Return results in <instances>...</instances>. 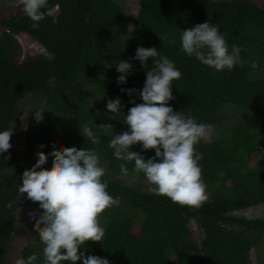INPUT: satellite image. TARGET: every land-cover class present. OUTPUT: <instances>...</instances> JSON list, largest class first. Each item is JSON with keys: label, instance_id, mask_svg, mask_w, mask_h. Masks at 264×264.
Here are the masks:
<instances>
[{"label": "trees", "instance_id": "obj_1", "mask_svg": "<svg viewBox=\"0 0 264 264\" xmlns=\"http://www.w3.org/2000/svg\"><path fill=\"white\" fill-rule=\"evenodd\" d=\"M125 19L120 0H48L36 28L17 0L6 9L0 7V129L12 126L22 108L20 100L28 94L43 104L33 111L47 109L49 114L45 122L35 121L31 114L23 149L15 146L13 130L11 147L0 153V264H8L21 204L38 205L24 194L15 203L20 174L30 167L37 144L44 145L46 155L53 145L58 151L69 146L94 148L105 167L103 178L115 203L101 212L109 218L103 238L89 239L78 248L85 256L105 257L110 264H252L255 248L258 264H264V214L243 217L234 212L264 204V75L250 78L264 69V0H140L129 33ZM205 20L219 26L229 47H241L239 65L214 71L180 50V31ZM21 34L40 42L50 56L23 57ZM137 46H155L174 61L181 77L172 81L174 99L168 103L209 126L207 138L194 146L201 153L198 163L208 197L199 207L153 194L143 174L132 171L131 162L127 167L133 182L117 180L122 161L112 156L107 141L127 129L123 113L131 102H141L138 91L152 66V58L144 65L132 59ZM253 59L256 68L250 67ZM116 60L132 64L126 83L116 82ZM121 88L137 91L129 95ZM92 90L104 104L119 97L123 113L111 114L106 107L96 110L89 102ZM228 107L239 113L232 115L229 131L215 137L213 128L224 125ZM79 124L95 129L99 142L92 144L81 135ZM99 124L112 128L104 134ZM131 147L146 158L153 155L139 142ZM46 165L52 168L50 157ZM9 201L12 207H5ZM191 222L201 229L198 238ZM41 249L36 235L22 247L21 256L40 254Z\"/></svg>", "mask_w": 264, "mask_h": 264}, {"label": "clouds", "instance_id": "obj_2", "mask_svg": "<svg viewBox=\"0 0 264 264\" xmlns=\"http://www.w3.org/2000/svg\"><path fill=\"white\" fill-rule=\"evenodd\" d=\"M17 3L33 22L31 27L36 28L45 15L48 0H17ZM159 38L163 42V37ZM179 47L186 56L194 57L214 71L231 70L242 62L241 47L236 43L229 47L219 26L208 20L181 30ZM148 58H152V66L146 70L143 86L138 91L141 102L130 101L132 106L126 114L122 112L119 97L109 98L105 103L111 114L123 113L122 121L127 125L125 131L113 133L107 145L112 156L122 161L121 175H128L127 164L131 162L132 171L143 174L153 194L164 195L180 205L199 207L208 197L198 163L201 153L194 146L207 138L209 126L191 114L175 111L168 103L174 99L172 81L181 77L174 61L155 46H137L132 59L144 65ZM113 64L119 73L117 84L126 83L131 62L116 60ZM250 67H257L254 59ZM120 90L129 95L137 91L135 88ZM43 111L32 112L35 121L42 120ZM98 126L104 134L112 128L108 124ZM79 131L92 144L99 142L97 131L89 125L79 124ZM12 132V126L0 129V153L11 147ZM137 142L142 150L152 149L153 155L146 158L142 151L133 150L131 146ZM38 147L42 149L44 145ZM58 147L53 145L47 155L37 151L35 162L20 174L15 203L24 194L26 199L39 205L33 227L42 249L40 254L16 257L14 264H61L63 261L76 264L78 260L81 264H110L105 257L78 252L85 241L103 238L104 228L98 222V215L115 203L107 190L108 181L103 178L105 167L94 148L69 146L58 151ZM49 157L53 161L50 170L43 167ZM12 204L9 201L5 207Z\"/></svg>", "mask_w": 264, "mask_h": 264}, {"label": "rangeland", "instance_id": "obj_3", "mask_svg": "<svg viewBox=\"0 0 264 264\" xmlns=\"http://www.w3.org/2000/svg\"><path fill=\"white\" fill-rule=\"evenodd\" d=\"M120 1L123 3L126 10L125 26L127 29V33H129L133 26V20L135 19L136 14L138 12L140 0H120ZM14 4H15V0H0L1 8L6 9ZM54 10L55 8L52 9L51 12H53ZM19 40L21 41L24 49L23 57L33 56L39 53H43L45 55L50 56V54L41 45V43L33 39L32 37L26 34H21L19 36ZM262 75H264V69H257L256 71L251 73L250 78L257 79ZM91 93L92 95L89 97L90 104L96 110L103 111L105 109V104L101 95L96 90H92ZM20 103L22 104V108L18 117L13 121L12 128L14 130L13 142L15 146L21 150L24 147L25 130L28 127L29 123L32 122V119H30L29 117L31 116L32 111L37 106L43 104L40 103L39 97H33L31 94H28L24 98H22L20 100ZM43 112L45 114H42V117H43V121L45 122L49 118V114H47L48 113L47 109L44 110ZM237 113H239V111L234 107L226 108L224 110V114H225L224 125H215L212 131L213 136L220 137L222 134L227 133L233 122L232 115H236ZM38 145L40 144H37L35 146L31 154L30 160L28 161L29 166H31L35 162L37 158L35 153L37 151H43L44 153H46L45 147L41 149L38 147ZM43 167L47 168V165H44ZM117 180H121L126 184H130L131 182H133L134 178L128 175H120L117 176ZM39 211L40 209L38 205L32 204L30 202H24L23 204H21L18 212V223H17L16 232L12 240V243L10 245L8 264H14V260L16 257H22L21 256L22 247L36 236L33 227L34 224L33 217H37ZM234 212L243 217H254L257 215H262L264 214V204L257 203L255 205L243 209H239ZM140 217H141L140 215H137L136 218L139 219ZM98 222L102 227H106L109 222V218L105 216L103 213H100L98 215ZM191 228L194 232L195 237L198 238L199 235L201 234V229L199 228V226L195 222H191ZM261 252L264 257V244L262 246ZM250 256H251L252 264H258V257L255 248L251 250Z\"/></svg>", "mask_w": 264, "mask_h": 264}]
</instances>
